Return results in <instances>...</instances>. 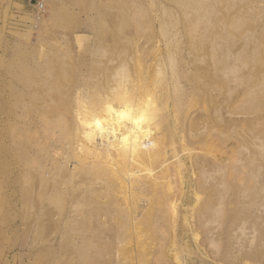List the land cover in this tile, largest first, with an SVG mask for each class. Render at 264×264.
Here are the masks:
<instances>
[{"label":"rangeland","instance_id":"1","mask_svg":"<svg viewBox=\"0 0 264 264\" xmlns=\"http://www.w3.org/2000/svg\"><path fill=\"white\" fill-rule=\"evenodd\" d=\"M33 1L0 0V264H264V0ZM120 75L165 99L170 193L72 169Z\"/></svg>","mask_w":264,"mask_h":264},{"label":"bare ground","instance_id":"2","mask_svg":"<svg viewBox=\"0 0 264 264\" xmlns=\"http://www.w3.org/2000/svg\"><path fill=\"white\" fill-rule=\"evenodd\" d=\"M32 2L34 1L32 0ZM40 3L41 2L36 1L34 5H37L39 8ZM41 5L42 8L43 4L41 3ZM137 71L139 70L136 69L135 72ZM139 73L137 74L139 75ZM150 75L151 74H149V76ZM155 76L153 77L156 78ZM131 77L134 78L136 76L133 75ZM143 79L140 80L142 82L126 83V77L120 75L119 78L114 79L113 83H111L106 94L104 96L101 94L103 96L101 99H93L90 103L88 102L85 105L82 104V106H79L80 104H74L79 107H76L77 110L75 108L73 130L70 133V138L67 139L69 141L66 142V144L76 152L75 160H77V163H74L72 167L74 171L84 167L87 172L92 174H94V170H96L105 174V176L111 175L109 180L112 178L118 181L119 186L124 189L125 194L142 187L147 181L152 182L154 185L161 184V182L165 181L166 185L164 188L169 192L170 186L173 185L171 178H173V180L179 178L185 163V159L177 157V153H175L176 142L170 138L168 142L165 141L164 135H162L161 138L158 132L161 120L166 117V114L159 113L161 104L164 105V96L161 94L163 98H160L164 100L163 102L161 101L160 104H157L156 100L150 97L152 95V91L150 90H152L153 86L151 89H147L146 85H143V81L146 79ZM156 79H158V76ZM156 79H154V81ZM161 79L162 77H160V80ZM107 80L112 81L110 77L108 79L106 78V81ZM131 81L133 82L134 80L132 79ZM146 82L147 81H145V83ZM149 82L150 81H148V83ZM164 82L162 81L161 83ZM159 83H157V85L163 86ZM157 87L155 88L156 90ZM164 87L162 88L165 89ZM162 88L160 87L161 90H163ZM99 90L102 91L101 89ZM101 93H103V91ZM157 97L155 99H157ZM176 103L177 102H174L175 106ZM184 145L183 142L180 144L182 148L185 147ZM168 148L172 151L174 157V159L172 158L174 160L172 163L168 161Z\"/></svg>","mask_w":264,"mask_h":264},{"label":"built area","instance_id":"3","mask_svg":"<svg viewBox=\"0 0 264 264\" xmlns=\"http://www.w3.org/2000/svg\"><path fill=\"white\" fill-rule=\"evenodd\" d=\"M41 6H42V5H41V3H40V6H39V8H41Z\"/></svg>","mask_w":264,"mask_h":264}]
</instances>
